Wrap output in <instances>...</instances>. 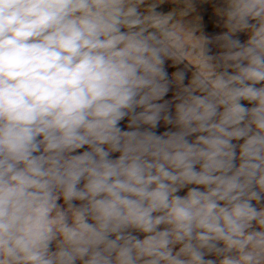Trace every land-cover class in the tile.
I'll return each instance as SVG.
<instances>
[{
  "label": "clouds",
  "instance_id": "clouds-1",
  "mask_svg": "<svg viewBox=\"0 0 264 264\" xmlns=\"http://www.w3.org/2000/svg\"><path fill=\"white\" fill-rule=\"evenodd\" d=\"M0 264H264V0H0Z\"/></svg>",
  "mask_w": 264,
  "mask_h": 264
},
{
  "label": "rangeland",
  "instance_id": "rangeland-1",
  "mask_svg": "<svg viewBox=\"0 0 264 264\" xmlns=\"http://www.w3.org/2000/svg\"><path fill=\"white\" fill-rule=\"evenodd\" d=\"M162 7L164 10H167V8L170 7V5H164ZM197 7L202 15L204 26H205V31L209 33L223 31V28L220 25L215 23L216 17L212 11L211 3L198 5ZM239 35L241 39L245 38L243 33ZM124 126H125V121H121V127H124Z\"/></svg>",
  "mask_w": 264,
  "mask_h": 264
},
{
  "label": "trees",
  "instance_id": "trees-1",
  "mask_svg": "<svg viewBox=\"0 0 264 264\" xmlns=\"http://www.w3.org/2000/svg\"><path fill=\"white\" fill-rule=\"evenodd\" d=\"M170 95V94H169ZM164 130V126L163 125H161L158 129H157V131L159 132V131H163Z\"/></svg>",
  "mask_w": 264,
  "mask_h": 264
}]
</instances>
